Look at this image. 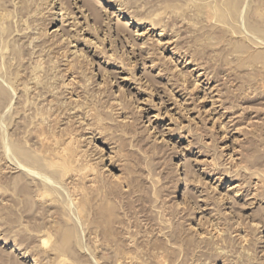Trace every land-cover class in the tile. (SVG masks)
I'll list each match as a JSON object with an SVG mask.
<instances>
[{
  "label": "rangeland",
  "instance_id": "rangeland-1",
  "mask_svg": "<svg viewBox=\"0 0 264 264\" xmlns=\"http://www.w3.org/2000/svg\"><path fill=\"white\" fill-rule=\"evenodd\" d=\"M0 264H264V0H0Z\"/></svg>",
  "mask_w": 264,
  "mask_h": 264
},
{
  "label": "bare ground",
  "instance_id": "bare-ground-1",
  "mask_svg": "<svg viewBox=\"0 0 264 264\" xmlns=\"http://www.w3.org/2000/svg\"><path fill=\"white\" fill-rule=\"evenodd\" d=\"M135 23V21L133 20V21H129V23L128 24H134ZM147 30V29H146ZM146 32V31H145ZM142 33V32H141ZM143 34H144V31H143ZM141 35V34H140ZM167 42V41H166ZM175 50V49H174ZM196 66V65H195ZM200 73V72H199ZM200 77V76H199ZM208 98V97H207Z\"/></svg>",
  "mask_w": 264,
  "mask_h": 264
}]
</instances>
